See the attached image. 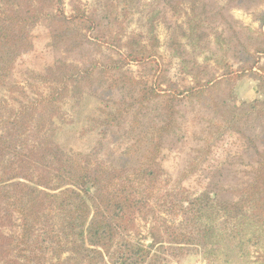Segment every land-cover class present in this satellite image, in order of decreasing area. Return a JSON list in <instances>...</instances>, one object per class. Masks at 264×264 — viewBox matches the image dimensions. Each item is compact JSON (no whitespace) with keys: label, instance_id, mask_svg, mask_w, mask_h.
I'll return each instance as SVG.
<instances>
[{"label":"trees","instance_id":"obj_1","mask_svg":"<svg viewBox=\"0 0 264 264\" xmlns=\"http://www.w3.org/2000/svg\"><path fill=\"white\" fill-rule=\"evenodd\" d=\"M135 1L120 0V9ZM113 9L109 6L105 15L111 17ZM131 10L124 8L123 16H131ZM260 21L264 27V17ZM92 22L80 8L66 16L62 0H0V264H165L194 253L222 264H264V256L250 261L252 248L264 252V150L249 147L257 166L253 185L242 177L230 190L164 189V141L181 131L174 103L186 99L195 106L215 92L230 69L221 78L205 73L204 83L196 79L187 89L143 84L139 98L121 106L111 94L94 92L98 85L106 86L105 92L140 88L132 83L120 88L118 77L128 65L155 59L156 53L141 42L138 49L134 41L121 52L111 34L104 44L117 57L105 63L66 58L45 69L19 70L21 59L35 50L33 32L39 26L47 27L51 47L64 43L68 55L89 44L84 30ZM150 27L153 34L152 22ZM86 98L101 103L82 135L96 141L76 151L61 137L67 109ZM163 103L162 124L141 129L139 119L149 107ZM258 103L248 105L246 114L239 109L230 114L237 122H249L264 114ZM205 106L215 119L229 108L225 100ZM132 111L134 121L128 130L120 129ZM224 132H201V137L210 135L203 140L206 157L224 140Z\"/></svg>","mask_w":264,"mask_h":264},{"label":"rangeland","instance_id":"obj_2","mask_svg":"<svg viewBox=\"0 0 264 264\" xmlns=\"http://www.w3.org/2000/svg\"><path fill=\"white\" fill-rule=\"evenodd\" d=\"M62 1L66 16H71L76 8H80L93 19L91 25H87L90 28L84 30L89 44L67 55L66 44L62 43L55 49L51 47L49 31L41 25L33 32L35 50L21 59L19 70L45 69L66 58L80 64L94 60L105 63L109 56L117 57L116 52L104 44L111 34L118 38V50L121 52L128 50V43L136 41L135 48L138 49V42H141L142 46H147V51L156 53L155 59L142 65H128L118 77L120 88L128 83L140 88L137 91L131 87L120 92H105L106 86L98 85V93L94 92L97 96L111 94L113 98L120 99L121 106L131 102L129 98H139L143 84L162 90L187 89L195 85L196 79L204 83L205 73L221 78L230 69L232 74L223 79V83L214 86L215 92L206 94L195 106L186 99L174 103L181 131L180 135L170 134L164 141L163 168L168 181L164 189L178 192L185 188L198 194L205 189L211 192L222 188L230 190L242 177L252 185L255 183L256 158L249 147L264 150V114L260 111L259 118L243 123L237 122L230 111L239 109L241 114H246L250 112L251 106L248 105L258 102L256 107L259 110L264 108V72H261L264 71V55L261 53L263 40L260 37V32L264 31L260 21L264 17V0H136L127 8L122 5L121 9L120 0ZM109 6L114 8L110 10L111 17L105 15ZM124 8L132 12L128 18L123 16ZM150 22L154 24L153 34L149 33ZM255 62L259 65L250 71ZM222 100L229 105L228 110L222 117L212 118L205 103L213 101L222 105ZM160 101L166 102L167 98ZM163 105L154 104L143 116L140 115L141 129L152 130L153 126L162 124L159 108ZM99 106L101 103L97 100L86 98L80 106L67 109V124L61 137L67 148L85 151L95 145L96 137L83 138L82 135L89 129L88 117L94 115ZM133 121L132 111L124 117L120 129L128 130L129 123ZM208 130L225 132L224 140L214 144L217 147H213L212 154L206 157L203 140L209 139L210 135L201 137V132ZM242 172L246 173L245 176ZM256 194L255 189L251 191L252 200ZM252 200L250 206L254 207L256 204ZM143 232L146 234V229ZM260 256H264V252L251 249L250 261L255 262ZM165 264L222 263L206 260L201 253H194L179 262L170 260Z\"/></svg>","mask_w":264,"mask_h":264}]
</instances>
